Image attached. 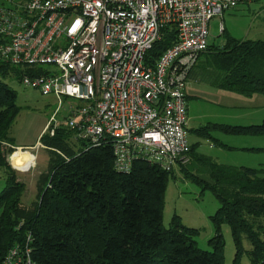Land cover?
I'll list each match as a JSON object with an SVG mask.
<instances>
[{"label":"trees","instance_id":"16d2710c","mask_svg":"<svg viewBox=\"0 0 264 264\" xmlns=\"http://www.w3.org/2000/svg\"><path fill=\"white\" fill-rule=\"evenodd\" d=\"M221 34L224 43L209 44L194 64L203 79L239 94L264 95V40L237 39L224 29ZM175 39V27H164L150 54L158 58ZM42 69H22L0 61V148L3 143L15 146L9 130L19 113L16 93L4 78L20 80L24 72ZM210 128L234 135H262L264 121L211 124L197 132L208 135ZM46 130L38 141L48 150V164L32 208L21 206L25 185L16 179L0 150V165L8 170L0 191V259L11 245L30 234L38 264H224L221 225L227 223L237 253L244 234L251 245L252 262L264 264V166H233L210 156H196L208 170L209 181L204 186L220 203L211 216L215 229L208 241L211 250H203L194 240L198 231L181 224L178 216L172 217L168 227L163 225V193L173 170L135 159L128 173L118 172L110 141L92 146L80 140L81 147L74 149L73 130L60 125L52 134ZM191 154L192 148L189 160ZM188 163L181 170L186 171Z\"/></svg>","mask_w":264,"mask_h":264},{"label":"built area","instance_id":"2783aa9c","mask_svg":"<svg viewBox=\"0 0 264 264\" xmlns=\"http://www.w3.org/2000/svg\"><path fill=\"white\" fill-rule=\"evenodd\" d=\"M252 1L0 0V61L43 67L20 82L59 105L71 99L67 128L92 146L110 141L116 171L135 159L172 171L189 161L185 88L209 23ZM166 26L176 39L155 59ZM31 241L11 245L0 264H38Z\"/></svg>","mask_w":264,"mask_h":264},{"label":"rangeland","instance_id":"374dc122","mask_svg":"<svg viewBox=\"0 0 264 264\" xmlns=\"http://www.w3.org/2000/svg\"><path fill=\"white\" fill-rule=\"evenodd\" d=\"M263 9L264 0H253L249 3L238 4L233 10L225 12L222 19L213 18L209 23L208 43L217 45L223 40L220 25H224L225 29L236 38L264 40V11L257 19H253L254 15ZM247 31H249L248 35H246ZM4 81L9 83L16 93L15 103L19 107V113L9 130V136L15 146L3 143L0 150L7 163L15 171L16 179L25 185L21 196V206L28 209L33 207L37 199L40 177L46 171L48 164V150L38 139L46 128V131H50V127L55 128L58 125L67 127L66 119L73 101L62 98V103L59 105L52 93L43 95L38 89L26 87L20 80L12 77H6ZM193 85L192 92L187 90L192 95L186 101L189 115L208 111H219L222 114L228 112V109L230 112L234 111L236 115L246 112V109L241 107V100H245L246 95L230 91V94H234L236 98L234 102L230 100V104L233 103L234 107H217L208 101H221L222 91H219L221 93H218L219 96L216 97L211 93L214 89H210L207 82L194 81ZM194 95L200 96L201 99L195 98ZM222 104H227V102ZM260 109L264 113L262 108ZM197 122V119L189 117L188 129L196 128ZM188 139L194 145L198 140L192 131ZM202 143L208 144L206 140ZM71 144L74 149L81 147V141L76 140L75 137L71 139ZM10 148H12L11 152ZM18 150H22L23 153L14 154ZM243 156L245 155H236L235 159L243 161L245 158ZM193 168L188 166L185 171L181 170V165H179L168 175L163 193L162 222L165 227H168L172 217L178 216L181 224L198 231L194 237L196 246L203 250H211L208 241L215 235L211 216L215 214L220 203L213 191L204 186L206 181H209L207 167L198 160H194ZM7 176L8 170L0 165V191L6 184ZM221 234L224 242V264H256L250 258L251 245L244 234L241 235L240 253H237V246L229 224L221 225Z\"/></svg>","mask_w":264,"mask_h":264},{"label":"crops","instance_id":"0c3cea01","mask_svg":"<svg viewBox=\"0 0 264 264\" xmlns=\"http://www.w3.org/2000/svg\"><path fill=\"white\" fill-rule=\"evenodd\" d=\"M262 11H264V9L259 10V12L254 15L253 19L254 20L257 19ZM225 28L226 27H224L223 25L222 29H224L228 35L232 36L231 33L227 31ZM248 32L249 31L246 32V35H248ZM237 39H249V38L246 37V38H237ZM223 43H224V37L223 40L219 42V44L217 45H222ZM202 75L203 73L198 65H194V67H192V69L190 70L187 77V84L185 88L186 101L190 97H192V95H190L187 90L191 92L194 90V85H193L194 81L195 82L197 81L199 83L206 82L203 79ZM209 87L210 89H214L213 90L214 92L211 93L216 97L219 96L218 93H221L219 91H222L223 93L220 94L221 101L209 100L208 102L212 103L217 107H225V108H230V106L234 107L233 103L230 104V100H232L233 102L236 100L234 94H230L231 92L229 90L220 89L212 85H210ZM194 96L195 98L197 97L198 99H201V97L198 95H194ZM246 97L247 98L245 100H241V107L246 109V112H243L240 115H236L234 111L230 112L229 109L228 112L222 114L219 111H210V112L208 111V112H200L196 114L190 113L189 115V109L187 108L188 135L190 131H192L194 132L196 139H198L195 141V145L189 142L190 148H192V154L190 155V160L188 163V166H190V168H193V161L196 160V156L200 154L210 156L218 163L227 164V165L245 166L251 168H258L260 166H264V134L234 135V134L226 133L219 128H210L208 130V135H202L197 132L198 128L211 124H224V125L235 126V125H251V124L262 123L264 121V113L261 112L260 108H262V111H264V96L262 94L255 93L249 96L246 95ZM223 102H227V104H222ZM189 117L198 120L196 128L188 129ZM236 120H238L237 123ZM204 140L208 142L207 145H205V143H202ZM239 154L245 155L243 156L245 157L243 161H237L235 159L236 155ZM198 161L200 162V160Z\"/></svg>","mask_w":264,"mask_h":264},{"label":"bare ground","instance_id":"6f19581e","mask_svg":"<svg viewBox=\"0 0 264 264\" xmlns=\"http://www.w3.org/2000/svg\"><path fill=\"white\" fill-rule=\"evenodd\" d=\"M18 152L23 153L22 150H18V151H16V152H14V154H16V153H18ZM10 156H11V155H10Z\"/></svg>","mask_w":264,"mask_h":264}]
</instances>
